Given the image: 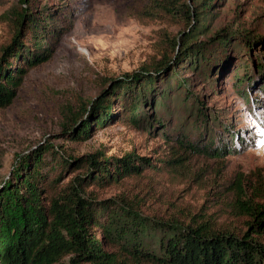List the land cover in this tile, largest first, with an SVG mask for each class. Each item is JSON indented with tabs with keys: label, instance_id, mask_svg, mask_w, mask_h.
Here are the masks:
<instances>
[{
	"label": "rangeland",
	"instance_id": "obj_1",
	"mask_svg": "<svg viewBox=\"0 0 264 264\" xmlns=\"http://www.w3.org/2000/svg\"><path fill=\"white\" fill-rule=\"evenodd\" d=\"M21 1L46 28L40 37L47 38L51 58L29 70L13 104L0 109V185L44 147L75 158L131 153L155 167L145 168L153 178L141 188L153 185L162 201L246 232V220L231 209V189L238 178L244 189L264 182V0H215L196 37L200 56L152 86L140 129L113 122L84 141L70 139L85 124L87 114L76 121L84 104L92 107L117 79L138 72L154 55L157 31L178 36L183 30L130 15L149 0H0V45L10 38L2 16ZM202 1L188 0L193 14L202 15ZM246 73L251 82L240 86L237 78ZM121 109L114 106L113 114ZM188 141L200 152L164 167L162 161Z\"/></svg>",
	"mask_w": 264,
	"mask_h": 264
},
{
	"label": "trees",
	"instance_id": "obj_2",
	"mask_svg": "<svg viewBox=\"0 0 264 264\" xmlns=\"http://www.w3.org/2000/svg\"><path fill=\"white\" fill-rule=\"evenodd\" d=\"M208 1H202L201 16L193 14L188 0H149L130 13L142 23L183 31L178 36L167 28L157 31L154 55L92 107L84 104L76 121L87 114L85 124L70 139L87 140L113 122L140 129L146 106H152L147 97L152 86L200 56L196 37L215 2ZM25 6L21 1L2 16L10 38L0 45V109L13 104L28 71L51 58L47 38L40 37L46 28ZM207 6L211 12H205ZM248 76L237 78V84L250 83ZM114 106L122 108L120 115L113 114ZM189 152H200L196 142L179 143L162 163L166 168L182 165ZM152 166L150 159L131 153L108 158L100 151L75 158L51 147L38 149L0 185V264H61L66 259L70 264H264L263 181L252 189H244L240 178L232 184L231 209L246 220L242 233L200 210L162 201L153 185L141 188L140 182H152L144 175L145 168L155 170ZM111 189L118 194L102 198Z\"/></svg>",
	"mask_w": 264,
	"mask_h": 264
},
{
	"label": "water",
	"instance_id": "obj_3",
	"mask_svg": "<svg viewBox=\"0 0 264 264\" xmlns=\"http://www.w3.org/2000/svg\"><path fill=\"white\" fill-rule=\"evenodd\" d=\"M120 80H122V79H117V80L115 81V83H118Z\"/></svg>",
	"mask_w": 264,
	"mask_h": 264
}]
</instances>
